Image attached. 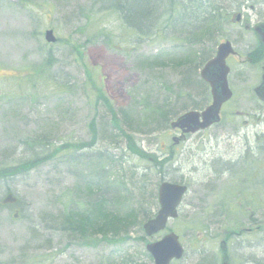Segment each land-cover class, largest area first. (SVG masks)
Returning a JSON list of instances; mask_svg holds the SVG:
<instances>
[{
	"label": "rangeland",
	"instance_id": "obj_1",
	"mask_svg": "<svg viewBox=\"0 0 264 264\" xmlns=\"http://www.w3.org/2000/svg\"><path fill=\"white\" fill-rule=\"evenodd\" d=\"M101 3L0 0V201L6 194L18 199L0 205V264H152L145 245L170 232L184 249L172 264L203 258L204 264H264V184H214L211 159L235 158V144L222 137L215 148L211 127L176 145L168 127L207 106L201 68L219 37H256L244 27L264 23V0H203L205 15L185 28L181 9L172 5L155 36L127 31ZM170 20L176 31L164 28ZM46 30L55 44L44 41ZM254 85L235 91L239 106L249 102ZM100 93L115 122L95 105ZM159 112L169 114L162 123ZM92 121L96 138L79 147L92 139ZM66 144L71 147L57 152ZM38 158L29 171L10 172ZM161 180L185 182L189 191L178 218L147 238L140 225L158 208ZM106 186L108 208L141 210L126 238L83 240L59 229L68 213L97 206L96 188Z\"/></svg>",
	"mask_w": 264,
	"mask_h": 264
},
{
	"label": "flooded vegetation",
	"instance_id": "obj_2",
	"mask_svg": "<svg viewBox=\"0 0 264 264\" xmlns=\"http://www.w3.org/2000/svg\"><path fill=\"white\" fill-rule=\"evenodd\" d=\"M244 17L247 16L244 15ZM240 19H236L235 23L237 24ZM220 38L222 41L219 44L228 42L233 51L225 60L228 68L227 86L231 92V98L221 105L219 122L211 126L215 131L211 138L215 148L223 143L221 140L223 137L228 139L230 144H235L238 152L235 158L228 161L212 158L210 178L215 180L214 184L226 183L238 186L245 183L264 184V100L258 99L254 93V89L262 83L264 75V37ZM216 48L210 59L215 56ZM251 82L255 85L251 88V97L248 98L249 102L246 105L254 112H249L245 108L246 105L244 107L236 103L242 98L234 100L235 91L244 88L245 83ZM204 86L207 87L210 96L208 85L204 84ZM210 103L211 97L207 106ZM207 106L197 111L202 112ZM188 139L187 135L178 133V138L176 140L173 138L172 141L179 145L184 144ZM228 175L230 178L226 182L222 178ZM223 245L224 242L220 243V246Z\"/></svg>",
	"mask_w": 264,
	"mask_h": 264
},
{
	"label": "trees",
	"instance_id": "obj_3",
	"mask_svg": "<svg viewBox=\"0 0 264 264\" xmlns=\"http://www.w3.org/2000/svg\"><path fill=\"white\" fill-rule=\"evenodd\" d=\"M172 5L178 6L179 9H181L180 16L184 18L182 28H185L187 22L192 21V19L205 15L206 5L203 3V0H104V3H101V9H110L115 12L119 17L121 24L127 31L130 30V32L132 31L138 36H155V34L160 31L159 28L161 27L164 18L169 11L172 10ZM166 11L168 12L167 14ZM170 27H172V30L176 31V27L171 24V20L169 21L168 27L164 28ZM161 34L163 33L161 32ZM51 61L52 58L48 55L45 60H43L42 65L44 67L50 66ZM99 95L101 100L98 99V101L102 104L95 105L105 107L107 109L105 111L107 113L109 112L113 117L111 119L110 116L111 122H115L114 113L108 108V101L101 93ZM168 116V112H159V117L162 120L161 123L164 120H167ZM90 129L93 134L92 139L87 143L79 144V147L84 146L85 148H88L94 142L97 135L94 121L90 123ZM121 134L127 140V143H129V138L124 133L121 132ZM38 147L45 151L50 149L47 144H42ZM68 147L71 146L69 144H66L65 147L61 146V149L57 150V152L68 149ZM128 147L130 148V151H133L130 146ZM39 159L41 160V158L32 160L30 165H28V163H22L10 172H27L39 163ZM4 177L8 176L5 174ZM96 192L98 196L97 206L81 212L68 213L65 216L66 218L62 221L63 226L59 229L61 231L63 229L68 233H78L83 240L91 238L95 234H100L105 241L117 242L120 239L119 237L126 234L133 225H138L137 218L140 216L141 210L129 209L116 213L114 210L108 208L110 202L106 199L104 200V195H107V186L102 189L103 193L99 191V187L96 188ZM142 218L144 220L147 219L145 215H143Z\"/></svg>",
	"mask_w": 264,
	"mask_h": 264
},
{
	"label": "water",
	"instance_id": "obj_4",
	"mask_svg": "<svg viewBox=\"0 0 264 264\" xmlns=\"http://www.w3.org/2000/svg\"><path fill=\"white\" fill-rule=\"evenodd\" d=\"M254 33L258 37H264V25L256 26ZM44 40L49 44L55 43V38L51 30L44 33ZM232 51L228 43L222 44L217 48L214 59L210 60L200 72L201 79L206 82L211 89L212 104L199 115L196 112H188L170 124L172 130L179 129L183 133H195L203 130L212 123L218 121V112L222 103L231 97L227 88L226 76L228 69L225 66L226 57ZM216 73L215 75H212ZM260 100H264V76L262 84L254 90ZM201 117V122L199 121ZM186 188L184 186L162 183L158 189L159 211L154 219L143 225L146 235L151 236L164 229L169 218H176V207L178 206ZM15 200L9 195L3 204H12ZM147 251L152 255L154 264H169L173 259L178 260L182 257V248L177 242V237L169 234L160 242L147 246Z\"/></svg>",
	"mask_w": 264,
	"mask_h": 264
}]
</instances>
